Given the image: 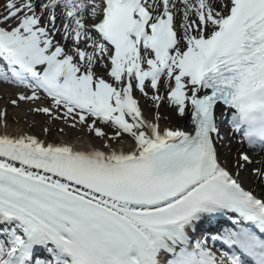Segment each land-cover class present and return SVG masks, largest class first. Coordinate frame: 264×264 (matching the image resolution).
Instances as JSON below:
<instances>
[{
  "label": "snow or ice",
  "instance_id": "snow-or-ice-1",
  "mask_svg": "<svg viewBox=\"0 0 264 264\" xmlns=\"http://www.w3.org/2000/svg\"><path fill=\"white\" fill-rule=\"evenodd\" d=\"M0 84V264H264V0H0Z\"/></svg>",
  "mask_w": 264,
  "mask_h": 264
},
{
  "label": "bare ground",
  "instance_id": "bare-ground-1",
  "mask_svg": "<svg viewBox=\"0 0 264 264\" xmlns=\"http://www.w3.org/2000/svg\"><path fill=\"white\" fill-rule=\"evenodd\" d=\"M15 89H13V87H7L4 86V84H1L0 85V97L3 98L4 102L6 101V97H7V93L9 92L10 95H12V93L14 92ZM138 97H139V93H137ZM140 100H141V104L145 106L146 102L144 101L143 97H139ZM4 102H1L0 104V107H2L5 103ZM147 105V104H146ZM146 108V107H145ZM147 109V108H146ZM164 111L165 113H168V109H167V106L164 107ZM12 116H14L16 118V121L15 122H11L10 121V117L8 115V122H9V131L10 132H18L20 130H26V131H29V132H32V133H35L34 131H32L31 129L27 128L28 124L26 123V121H22L21 119V115L17 114V113H10ZM25 116V115H23ZM173 123H179L175 118H173ZM18 122V123H17ZM30 124L34 127L36 126V122L33 121L31 122L30 121ZM229 127L226 126L223 130L225 131L224 133V142L222 145H219L218 147H220L221 149V155L222 156H228L230 159H234V155H236L237 151L239 150H246V148L243 146V149L240 147V144L238 142V139H232L233 137V133L229 132ZM40 133V132H39ZM39 133H36V134H39ZM80 133V132H78ZM48 139H53V140H56L58 142H66L65 141V138L63 137H60V138H52L49 137ZM71 143L74 147H77V148H90L92 147L93 145H97V139L96 140H91L87 137V134L85 132H82L80 134H77L73 140H71ZM125 148L128 147V144H125L124 145ZM252 156V165H251V168H256V167H260V161L261 160H264V153H261L260 156ZM243 185L246 187V188H249V189H253L255 190V192L257 194H260L262 192V190H264V185H261L260 183H258L255 179V177L252 175L251 173V170H247L243 173ZM214 228V227H213Z\"/></svg>",
  "mask_w": 264,
  "mask_h": 264
},
{
  "label": "rangeland",
  "instance_id": "rangeland-1",
  "mask_svg": "<svg viewBox=\"0 0 264 264\" xmlns=\"http://www.w3.org/2000/svg\"><path fill=\"white\" fill-rule=\"evenodd\" d=\"M3 100H4L3 98H0V104H1V102H4ZM4 103L6 104V101ZM7 107H8V115L10 117V121L11 122H15L16 118L14 116H12L10 113H17V114L21 115L22 121H24V120L26 121V123L28 124L27 128L31 129L35 133H39L40 132V128L42 126H44V124L46 122V117H44L42 115H36L34 113H30L28 111V109H29V105L28 104H21L19 108H13L11 105H8ZM162 111L165 113L164 108L162 109ZM165 114H168V113H165ZM23 115H25V116H23ZM30 121L31 122L35 121L36 122V126L33 127L30 124ZM173 122L174 121L172 120V123ZM164 123H166V122H164ZM49 126L52 128V135L51 136L54 139L63 137V138H68L71 141V140H73V138L77 134H80L81 131H82V132H85L87 134V137L89 139H91V140H96L97 139V145L98 146L102 143V141H100L98 138H96L93 134H90L87 131L86 128L70 129L66 125H64L62 121L53 122ZM60 127H63L65 129L63 134L59 133V131H58V129ZM102 127H104V126H102ZM105 131L111 132V130L108 129V128H105ZM78 132H80V133H78ZM235 156L236 155H234V158H235Z\"/></svg>",
  "mask_w": 264,
  "mask_h": 264
}]
</instances>
